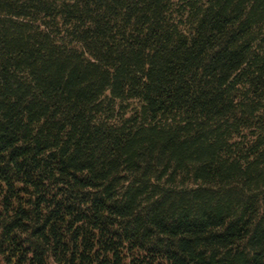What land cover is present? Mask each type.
<instances>
[{"label": "trees", "instance_id": "16d2710c", "mask_svg": "<svg viewBox=\"0 0 264 264\" xmlns=\"http://www.w3.org/2000/svg\"><path fill=\"white\" fill-rule=\"evenodd\" d=\"M0 264H264V0H0Z\"/></svg>", "mask_w": 264, "mask_h": 264}]
</instances>
